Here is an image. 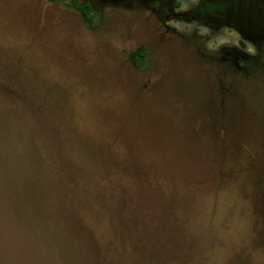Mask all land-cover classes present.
Returning a JSON list of instances; mask_svg holds the SVG:
<instances>
[{
	"label": "rangeland",
	"instance_id": "374dc122",
	"mask_svg": "<svg viewBox=\"0 0 264 264\" xmlns=\"http://www.w3.org/2000/svg\"><path fill=\"white\" fill-rule=\"evenodd\" d=\"M187 1L0 0V264H264V46Z\"/></svg>",
	"mask_w": 264,
	"mask_h": 264
},
{
	"label": "flooded vegetation",
	"instance_id": "af4514ba",
	"mask_svg": "<svg viewBox=\"0 0 264 264\" xmlns=\"http://www.w3.org/2000/svg\"><path fill=\"white\" fill-rule=\"evenodd\" d=\"M187 2L190 3L189 5L191 9H188V11L190 10L193 14L190 15L193 16L191 22H193V19L197 20L200 26L204 25L209 32L219 29L222 30L223 33L225 29L235 30L240 32L243 36L240 38V42L241 40L245 41L244 37L251 36L254 37V39H260V45L263 44L262 46H264V32L263 35L260 36L262 31L257 30L256 33L246 28L244 20L237 15V10L239 5L242 3V0H235V8L231 11H221L219 6L221 2L228 3L230 0H190ZM155 4H159V9L165 10L166 12H172L178 8L172 3V0H157ZM181 18H183V15ZM247 61L249 62V60Z\"/></svg>",
	"mask_w": 264,
	"mask_h": 264
},
{
	"label": "trees",
	"instance_id": "16d2710c",
	"mask_svg": "<svg viewBox=\"0 0 264 264\" xmlns=\"http://www.w3.org/2000/svg\"><path fill=\"white\" fill-rule=\"evenodd\" d=\"M50 1H57V0H50ZM68 5L74 7L78 11H80L81 14L83 15L85 21L88 24L92 25L94 23L98 13H97V11H95L93 9L90 2L77 3L76 1H72ZM134 60H135V63L140 68L145 67L146 61H145L143 54H138V55L134 56Z\"/></svg>",
	"mask_w": 264,
	"mask_h": 264
}]
</instances>
